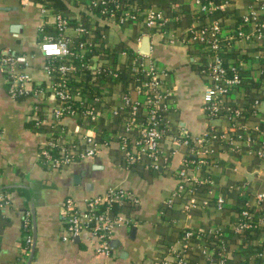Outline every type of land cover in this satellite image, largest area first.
Listing matches in <instances>:
<instances>
[{
	"label": "crops",
	"instance_id": "obj_1",
	"mask_svg": "<svg viewBox=\"0 0 264 264\" xmlns=\"http://www.w3.org/2000/svg\"><path fill=\"white\" fill-rule=\"evenodd\" d=\"M76 1L63 0L68 8L63 13L93 28L95 54L101 53L95 56L96 63L119 65L122 73L116 79L105 73L92 77L87 71L74 73L73 83L82 89L79 97L98 113L97 119L90 121L72 116L57 118L58 100L48 90L37 99L13 95L10 77L0 62V264H152L163 255L175 264L172 249L180 248L182 232L187 228L206 233L203 239L191 241L188 264H207L208 248L217 245L212 236L215 230L222 233L226 247L223 264H264V199H258L264 194V83L259 80L264 76V39L236 37L235 47L222 51L227 62L242 59L239 61L245 62L243 67L259 86L235 89L231 104L241 109L240 117L229 121L223 115L209 120L204 109L208 80L198 71L201 60L208 58L204 48L195 45L192 49L191 44L162 39L158 29L143 23L137 28L100 19L85 4L75 5ZM150 1V6L164 13L169 31L179 34L192 25L217 20L225 37L235 34L239 27L253 34L254 22L243 24L242 17L264 4V0H215L218 7L204 14L196 0ZM43 8L40 0H0V56L9 51L25 57L16 70L28 74L29 89L46 90L52 82L46 69L50 59L39 43L44 34H56L54 10H46L51 16L42 30ZM82 11L90 16V25L89 19H82ZM258 19L263 20L264 14L259 13ZM134 54L165 70L171 89L173 104L165 117L167 134L161 141V169L151 168L146 158L145 163L127 165L113 135L122 130L123 115L112 116L111 108L121 105L122 92L132 82L124 64ZM125 74L128 79L122 76ZM37 117L45 119L40 126H36ZM209 123L220 132L226 131L228 139L213 140L210 151L202 156L206 162L194 163L191 145L178 137L201 136ZM86 130L94 131L99 141H109L94 157L61 168L38 159L39 148L50 136L63 135L65 140L82 144ZM185 159L190 160L186 166ZM182 168L191 178L188 188L197 184L207 198H196L199 202L206 199L207 205L185 209L189 195L175 193L182 181L178 176ZM114 187L131 191L139 203L112 210L113 215H123L131 222L115 227L109 241L111 254L105 255L96 251V236H69L63 217L67 199L81 210L87 198L104 195ZM218 197L224 198L222 207L215 204ZM169 198L173 202L168 203ZM244 208L254 214L256 227L238 232L234 224ZM26 220L32 237L28 249L24 240Z\"/></svg>",
	"mask_w": 264,
	"mask_h": 264
},
{
	"label": "built area",
	"instance_id": "obj_2",
	"mask_svg": "<svg viewBox=\"0 0 264 264\" xmlns=\"http://www.w3.org/2000/svg\"><path fill=\"white\" fill-rule=\"evenodd\" d=\"M92 7L98 8L100 15H93L103 20H113L118 24L137 22L142 23L150 29H158L160 37L170 42L181 41L188 44L190 41L203 43L208 52V62L201 69L208 82L204 93V109L209 120H213L224 112L229 119H236L241 114L240 108H235L231 104V96L238 84L241 83L239 68L243 67L245 62L240 61L238 65H227L222 57L224 40L256 37L264 39V19L259 20V13L264 14V4L258 10H252L249 14L242 17V23L254 22V31L246 33L242 28H237L235 34L228 37L222 36L221 25L216 20H210L202 25H192L181 33L177 34L165 28L168 21L164 13L156 7H146L144 9L136 6L128 0H87ZM200 12L211 14L218 5L215 0H196ZM47 9L42 11L43 22L49 19ZM56 34H44L39 43L42 53L50 59L46 69L52 77V82L48 88L29 89L26 83L29 79L27 73L17 72L18 63L25 62V57L11 54L6 51L0 56L2 70L8 73L11 82V93L13 95L23 94L26 96L40 97L45 91H50L58 100L55 109L57 118L63 116L81 117L84 120L94 121L98 113L94 106L88 105L79 97L81 88L73 83V75L76 71L91 70L95 76L99 73H105L111 78L116 79L122 73L119 65L99 66L96 63L95 48L97 43L94 41L95 35L93 28L82 23L71 25L69 18L61 12H53ZM70 31H73L70 32ZM124 54L127 52L124 51ZM133 59L124 64L130 71L132 82L121 95V105L111 108L112 116L122 113V130H116L113 135L117 138L119 147L123 153L127 165L145 163L144 159H150L149 166L153 169H161L159 164L162 158L161 141L167 134L165 124L166 112L172 106L171 89L166 81V71L160 69L154 61H148L144 56L134 54ZM264 73V55L262 56ZM58 62V63H55ZM100 101V97H96ZM141 114V119L139 115ZM45 122L43 117L36 118V126ZM63 135L50 136L39 148L38 159L54 168H61L73 162L81 161L94 157L99 149L109 144V141H99L97 135L92 130H86L80 141H68L63 139ZM184 144L191 145L192 153L199 159H192V162L204 164L206 161L203 154L210 151V144L213 140H227V132L218 131L217 127L209 123L208 129L201 136L196 137H178ZM263 152V151H262ZM166 159V158H165ZM190 160L185 159L183 165H187ZM178 176L182 181L178 184L176 194L183 196L189 195V202L185 209H194L199 205H207L208 201H198L194 195V190L188 188L190 177L185 168L178 171ZM187 192V193H186ZM258 199L263 200L264 194L258 195ZM168 203L173 202L172 198ZM136 205L139 199L129 190L124 188H111L104 195L89 197L86 199L84 209H79L72 199H67L64 211V223L71 237H78L83 233H90L99 241L96 251L110 255L112 247L110 246V237L116 226L128 224L131 220L123 215H113L112 205L123 204ZM216 206L222 207L225 204L223 197L216 198ZM254 214L244 208L240 212V218L234 224V229L243 232L246 229L255 228L256 223ZM29 221L26 220L25 227L29 229ZM212 235L216 239V247L208 248L206 251L207 264H223L226 254L225 243L222 239V233L215 230ZM206 235L201 230L184 229L180 239L179 249H172L173 261L175 264H188L191 241L193 239H203ZM67 238V237H66ZM25 248H29L32 243V237L29 232L25 235ZM212 243H215L214 241ZM163 255V254H162ZM152 264H171L167 256L158 257Z\"/></svg>",
	"mask_w": 264,
	"mask_h": 264
},
{
	"label": "trees",
	"instance_id": "obj_3",
	"mask_svg": "<svg viewBox=\"0 0 264 264\" xmlns=\"http://www.w3.org/2000/svg\"><path fill=\"white\" fill-rule=\"evenodd\" d=\"M42 3H43V6L46 8V9H48V10H54L53 12H61V13H63V11L66 9H68L67 7H66V5L64 4V2H63V0H40ZM128 1H130V2H133L136 6H139L140 8H142V9H144V8H146V7H151L150 5L152 4L151 3V1L150 0H128ZM81 4H85V6L88 8V9H90L93 13H95L96 15H98V16H101L100 15V12H99V9L98 8H95V7H92L91 5H89V4H87V1L86 0H77L76 2H75V5H77V6H79V5H81ZM57 10V11H55V9ZM64 14V13H63ZM81 14V16H82V19L83 20H85V21H87L88 19L90 20V16L89 15H87V14H85L83 11L80 13ZM64 15H66V14H64ZM68 18H69V20H70V24L71 25H76L77 23H82V24H84L85 25V23L82 21V22H79V19L78 18H76V16H73V15H66ZM89 23V25H90V23H92L91 22V20H90V22L89 21H87V24ZM142 20L140 19V21H137V22H132V23H127V24H130V25H134V26H136L137 28H139V26L141 27L142 26ZM47 26V25H46ZM233 41H234V39H232V41L230 40V41H226L225 42V44H222L223 45V50L225 51V49L228 47V48H231V47H235V45H234V43H233ZM188 44H191L190 46H191V48L193 49V48H195L196 46H198V47H201V48H204L203 50H205L206 51V49H205V47L203 46V43H200V42H196V41H190ZM196 45V46H195ZM227 48V50L229 51V49ZM202 50V51H203ZM222 50V51H223ZM224 60V63L225 64H227V65H238L239 64V60H242V59H240L239 58V60H236V61H238V62H227L225 59H223ZM208 62V60H206L205 58L203 59V60H201V64H199V66H198V71L199 72H201V69L206 65V63ZM55 63H58V62H55ZM87 72H88V76L89 77H92V76H95V74H94V72L93 71H91V70H87ZM239 74H240V76H241V78H242V80H241V83L240 84H238V86L236 87V89H238V87H240V86H244V85H246V86H248V87H256V88H258V84L256 83V81L254 80V78H252L251 76H250V74H248L247 73V69L245 68V66L244 67H240L239 68ZM202 74V73H201ZM203 75V74H202ZM264 75V74H263ZM122 76H124L125 77V79H128L129 78V75L128 74H125V75H122ZM204 77L206 78V76L204 75ZM263 78H264V76L263 77H261L259 80H260V82L261 83H264V80H263ZM207 79V78H206ZM17 97H23V96H25V95H23V94H18V95H16ZM223 115H225V116H227V118H228V120H229V117H228V115L227 114H225L224 112H222V113H220V116H223ZM241 115V114H240ZM240 115H239V117H240ZM219 117V116H218ZM229 121H232V119H230ZM202 158V157H201ZM197 159H199V158H195V160L197 161ZM205 159V158H204ZM206 161V160H205ZM194 163H198V162H194ZM192 188H193V190H194V195L195 196H197V198H199V199H203V198H207V197H205L206 195H204L203 193V191H201L200 190V188H199V186L196 184L195 185V183H193L192 184ZM117 209H119V207H118V204H113L112 205V210L115 212V210H117ZM29 228H30V226H28ZM29 230L30 229H28V228H26V232H29ZM250 233V232H249ZM30 248V247H29Z\"/></svg>",
	"mask_w": 264,
	"mask_h": 264
}]
</instances>
